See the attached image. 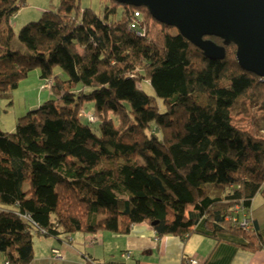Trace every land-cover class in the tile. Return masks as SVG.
Returning a JSON list of instances; mask_svg holds the SVG:
<instances>
[{
  "label": "trees",
  "instance_id": "obj_1",
  "mask_svg": "<svg viewBox=\"0 0 264 264\" xmlns=\"http://www.w3.org/2000/svg\"><path fill=\"white\" fill-rule=\"evenodd\" d=\"M25 2L0 0V99L10 105L36 68L51 98L12 132L0 126V264H30L39 228L69 237L146 223L186 238L200 224L263 247L251 203L264 200V133L235 126L230 110L241 99L264 113V79L238 65L236 46L205 36L225 48L209 59L144 7L109 0L99 15L59 0L19 28L14 47L9 19ZM88 105L94 122L81 119ZM236 204L248 228L232 222Z\"/></svg>",
  "mask_w": 264,
  "mask_h": 264
},
{
  "label": "crops",
  "instance_id": "obj_2",
  "mask_svg": "<svg viewBox=\"0 0 264 264\" xmlns=\"http://www.w3.org/2000/svg\"><path fill=\"white\" fill-rule=\"evenodd\" d=\"M258 197L261 196L256 195L252 199L251 215L254 228L263 234L264 200ZM198 228L199 232L186 238L174 235L159 237L146 223L133 225L127 234L104 230L75 232L69 237L64 234L45 237L44 243L38 238L39 246L32 238L33 259L30 264H89L87 258L101 264H189L192 258L197 259L198 264H264V246L251 250L242 247L248 241L240 236L227 232L211 235L202 229V225L199 224ZM52 249H57L60 255L52 256Z\"/></svg>",
  "mask_w": 264,
  "mask_h": 264
},
{
  "label": "water",
  "instance_id": "obj_3",
  "mask_svg": "<svg viewBox=\"0 0 264 264\" xmlns=\"http://www.w3.org/2000/svg\"><path fill=\"white\" fill-rule=\"evenodd\" d=\"M114 1L146 8L156 21L178 30L209 59H223V45L233 43L238 65L264 79V0ZM205 36H216L223 45Z\"/></svg>",
  "mask_w": 264,
  "mask_h": 264
},
{
  "label": "rangeland",
  "instance_id": "obj_4",
  "mask_svg": "<svg viewBox=\"0 0 264 264\" xmlns=\"http://www.w3.org/2000/svg\"><path fill=\"white\" fill-rule=\"evenodd\" d=\"M108 3L109 0H80V5L82 7H90L99 15H101L103 7ZM58 4L59 0H26L25 5L15 14V16L9 19V24L11 25L13 32L10 41L11 45L14 47H22L16 37L19 28L27 22L37 20L42 13L40 11L42 8L45 10H55ZM119 11L120 8H118V12ZM156 29H159L158 25H156ZM54 72L65 77V74L57 67L54 69ZM42 83L43 80L39 78V69H33L28 73L26 78L22 79L18 83V87L12 91L10 105H8V101L6 99H0V126L3 130L9 131L12 129L10 130L12 132L17 119L20 116L35 108V105H38L42 101L51 98V96L47 98L49 89L40 88ZM141 87L144 88V90L149 94L152 93L149 85L142 83ZM40 95H42L40 98L41 101L39 100ZM90 108L91 106L88 105L85 106L81 111V119L85 122L88 121V115H91L89 113L91 112ZM230 116L231 122L235 126L248 129L255 134L264 133V113L250 104L248 101L238 99L231 107ZM32 238L36 244L38 238H40L41 242L46 240L45 237L37 233L34 234ZM69 241H71L70 238ZM37 245L39 246V243Z\"/></svg>",
  "mask_w": 264,
  "mask_h": 264
},
{
  "label": "built area",
  "instance_id": "obj_5",
  "mask_svg": "<svg viewBox=\"0 0 264 264\" xmlns=\"http://www.w3.org/2000/svg\"><path fill=\"white\" fill-rule=\"evenodd\" d=\"M138 25L136 24V21L133 20L131 22H129L128 28L132 31H134L137 35H142L143 34V29H140L139 27H137ZM49 82H47V84L45 86H48ZM49 87V86H48ZM89 117H87V120L90 122H94L96 120V118L93 115H88ZM242 207L240 206V204H236L233 208V216L231 218L233 223H237L239 226L243 227V228H248L250 225V217L247 213H244L242 211ZM240 216V217H239ZM37 234H44V230L39 228V231L36 232ZM34 233V234H36ZM51 254L52 256H59L60 253L57 249H52L51 250ZM124 256H127L126 254H124ZM88 263L89 264H100L99 262L92 260V259H88ZM189 264H198V260L195 258H192L189 261Z\"/></svg>",
  "mask_w": 264,
  "mask_h": 264
}]
</instances>
